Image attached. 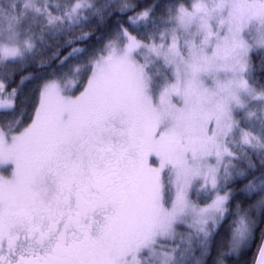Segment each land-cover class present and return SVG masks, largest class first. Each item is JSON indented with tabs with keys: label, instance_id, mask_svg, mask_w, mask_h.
<instances>
[{
	"label": "snow or ice",
	"instance_id": "6c2138e0",
	"mask_svg": "<svg viewBox=\"0 0 264 264\" xmlns=\"http://www.w3.org/2000/svg\"><path fill=\"white\" fill-rule=\"evenodd\" d=\"M0 264H264V0H0Z\"/></svg>",
	"mask_w": 264,
	"mask_h": 264
}]
</instances>
